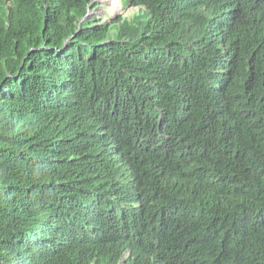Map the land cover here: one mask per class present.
Listing matches in <instances>:
<instances>
[{
	"label": "trees",
	"instance_id": "obj_1",
	"mask_svg": "<svg viewBox=\"0 0 264 264\" xmlns=\"http://www.w3.org/2000/svg\"><path fill=\"white\" fill-rule=\"evenodd\" d=\"M92 1L0 0V264H264V0Z\"/></svg>",
	"mask_w": 264,
	"mask_h": 264
},
{
	"label": "rangeland",
	"instance_id": "obj_2",
	"mask_svg": "<svg viewBox=\"0 0 264 264\" xmlns=\"http://www.w3.org/2000/svg\"><path fill=\"white\" fill-rule=\"evenodd\" d=\"M122 2L123 0H95V4L93 6L94 9L93 11H90V16L87 19H99V17H102V19L99 20V22L101 23L104 21L103 16H109V18H106L104 21L109 22L113 18L119 17L126 13L129 15L132 14V10H128L127 8H125ZM125 5L127 7V4Z\"/></svg>",
	"mask_w": 264,
	"mask_h": 264
},
{
	"label": "clouds",
	"instance_id": "obj_3",
	"mask_svg": "<svg viewBox=\"0 0 264 264\" xmlns=\"http://www.w3.org/2000/svg\"><path fill=\"white\" fill-rule=\"evenodd\" d=\"M123 5L125 6V8H127L128 10H132L131 12H132V14H133V11H134V9L133 8H131V6H130V2L128 1V0H123ZM94 4H95V0H93L89 5H88V12H87V14H86V16H85V18L82 20V22H85V21H94V22H98L97 24H103V23H111L114 19H116L117 17H115V18H113L111 21H109V22H104L105 21V19L106 18H109V16H107V17H105V16H103V18H104V21L103 22H99V20L100 19H102V17H99V19H90V20H88L87 18L90 16V11H93V6H94ZM125 4H127V7H126V5ZM127 14V13H126ZM124 14V15H121V16H123V17H127L128 16V18L130 17V16H132V14ZM65 90H66V93L67 94H69V95H71V94H73V92H74V89L70 86L69 87V82H66L65 83Z\"/></svg>",
	"mask_w": 264,
	"mask_h": 264
}]
</instances>
